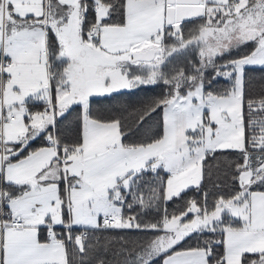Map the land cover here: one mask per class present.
I'll list each match as a JSON object with an SVG mask.
<instances>
[{
    "label": "snow or ice",
    "instance_id": "obj_1",
    "mask_svg": "<svg viewBox=\"0 0 264 264\" xmlns=\"http://www.w3.org/2000/svg\"><path fill=\"white\" fill-rule=\"evenodd\" d=\"M0 264H264V0H0Z\"/></svg>",
    "mask_w": 264,
    "mask_h": 264
},
{
    "label": "trees",
    "instance_id": "obj_2",
    "mask_svg": "<svg viewBox=\"0 0 264 264\" xmlns=\"http://www.w3.org/2000/svg\"><path fill=\"white\" fill-rule=\"evenodd\" d=\"M161 89L159 87L152 88V89H139L136 90V94L129 97L127 95L119 97V100L114 103V107H120L122 105H126L129 102L132 104L138 105L141 101L148 100L155 95L160 93ZM153 130H155L159 124V119L155 118L153 121L150 122ZM176 206L173 205L169 208V211H172Z\"/></svg>",
    "mask_w": 264,
    "mask_h": 264
}]
</instances>
